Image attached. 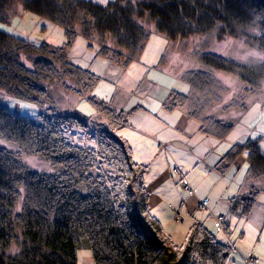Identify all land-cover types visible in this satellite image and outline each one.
Instances as JSON below:
<instances>
[{"label": "trees", "instance_id": "1", "mask_svg": "<svg viewBox=\"0 0 264 264\" xmlns=\"http://www.w3.org/2000/svg\"><path fill=\"white\" fill-rule=\"evenodd\" d=\"M18 7L63 29L77 27L87 43L101 44L100 57L125 69L149 36L136 18L148 22L150 32L169 40L204 33L211 41L240 35L264 51V0H116L105 6L89 0H0L3 95L35 104L32 96L44 94L35 82L65 79L77 88L74 94L89 97L94 110L63 123L85 132L75 144L63 140L57 124L13 115L0 105V264H76L80 239L86 241L93 264H226L231 247L201 223L190 225L179 244L170 242L148 210L144 168L132 161L128 148L114 134L118 117L91 95L97 77L65 56L58 59L57 67L52 61L56 51L47 43L34 45L14 36L16 25L6 29L19 16ZM248 26L257 29V37L245 35ZM42 54L48 58L36 60L34 70L21 62L23 55ZM195 59L207 71L234 74L252 86L255 75L229 58L197 53ZM182 82L187 91L177 95L179 105L198 124V132L224 140L245 109L226 123L207 114L218 100L213 88H222L206 71L184 74ZM16 144L43 158L54 171L26 169L15 152ZM245 150L247 178L264 179V155L249 143L232 145L219 161L217 173L225 172ZM252 202L240 200L245 209ZM12 247L15 252L6 254Z\"/></svg>", "mask_w": 264, "mask_h": 264}, {"label": "crops", "instance_id": "2", "mask_svg": "<svg viewBox=\"0 0 264 264\" xmlns=\"http://www.w3.org/2000/svg\"><path fill=\"white\" fill-rule=\"evenodd\" d=\"M150 33L139 55L123 70L101 57L104 61L101 71L103 77L96 76L97 85L95 83L96 86H93L91 95L112 113L120 112L126 126L136 128L140 134L160 142L164 148L159 153L166 152L172 156L171 167L167 170L168 176H172V166H179L185 178L195 188L194 195L180 201L176 209L182 208L192 217L190 225L201 223L206 226L208 223L207 229L210 233L218 241L231 247L226 264H246L243 260L249 255L256 257L255 264H264V179L247 178V150L243 151L225 172L217 173V165L227 151L211 161L215 148L211 145L214 144L210 145V142H207L210 138L198 132V124L190 119L185 108L179 105L177 95L186 92L181 70L170 65V62L169 68L164 69L166 61L162 59L166 56L168 40ZM86 45L83 46L85 49ZM80 53L87 54L90 61L97 58L84 50ZM67 58L73 59L72 63L82 67L75 62L76 56ZM98 81L100 84L118 86L112 95L105 98L101 97L100 93L95 94L97 89L101 92L100 86L97 87ZM128 90L131 91L127 97ZM258 106L256 104L249 108L248 111H251L253 116L247 122L246 131L231 140L230 147L249 143L264 155V145L261 144L264 139V105L260 108ZM174 117L177 120H174ZM134 133L127 129H117L114 133L128 148L131 159L132 149L135 147L132 136ZM200 160L209 164L204 176L197 172L202 168ZM174 186V178L170 181L166 177L158 176L153 187L145 186L148 210L161 223V228H164V220L160 221V218L166 209L172 208L170 201H173L177 194L178 188ZM204 196L207 197L206 208L200 213H195L197 200ZM240 200L253 202L245 209ZM216 213L225 215L222 229L214 226Z\"/></svg>", "mask_w": 264, "mask_h": 264}, {"label": "rangeland", "instance_id": "3", "mask_svg": "<svg viewBox=\"0 0 264 264\" xmlns=\"http://www.w3.org/2000/svg\"><path fill=\"white\" fill-rule=\"evenodd\" d=\"M89 1L100 6H105L106 4L113 3L116 0ZM18 12L19 16L13 17L9 23V26L6 28H13L16 25L17 30H13L14 36L24 39L28 43L34 45L47 43L53 52L56 51V57L52 61L55 65L57 64V67L59 66L58 59L61 58V56H65L66 60L70 63H72L74 60L67 57L76 56L75 62L77 64L79 63V65H81L83 68L90 69L89 71L93 75L98 76L99 78L103 77V73L101 71H103L104 61L98 55V50L101 46L99 42H96V44L89 42L86 43L84 38L78 34L79 30L75 26L70 29H63V27L53 25L32 13H22V10H20L19 7ZM134 21L139 22L142 25L144 32L148 33L149 35L151 34L150 31L152 29L148 22L144 20L139 21L137 18L134 19ZM244 32L245 35L249 37H257L259 34L257 29L250 26L246 27ZM208 37L209 36L206 33L190 35L186 38L176 40H169L164 37L166 40H168L166 56L162 59L166 61L164 69L169 68L170 65H173V67L176 66L181 70L182 78L184 74H188L190 72L199 73L206 71L209 77L214 80L215 84H218V86L222 88L221 91L218 89V87L213 88L212 92L218 96V100L216 99V101L212 104V107L207 110V114H210L226 123H231L232 118L241 115L243 112L242 109H245V111L242 113V115H244L253 105L258 104V108H260V106H263L264 104V51L260 50L255 43L250 41L245 36H225L220 40L214 39L213 41H211ZM103 43L108 44L107 41H104ZM85 44H87L86 49L83 47ZM82 50L86 51L88 54L94 55V57L96 55L97 58L94 59L95 61L88 60L87 54L84 55V53H80ZM197 53H211L233 60L235 64L241 67L242 70L251 72V74L255 75V78L251 79L252 86H247L244 82H240L234 74H226L222 73L221 71L205 70L196 62L195 55ZM47 58L48 56L44 54L35 56L23 55L21 56V62L27 69L34 70V63L36 60ZM169 62L171 63L170 65ZM99 82L100 81H98V83ZM34 84L44 89L43 96H32V98L36 100L35 104L26 100L4 96V93L0 91V105L6 107L9 113L13 115L31 118L38 122L44 121L53 125L57 124L60 127V132L61 128L63 127V123L68 122L69 117L75 114L88 116L94 111L90 105L89 97L85 96V94H74L77 93V88L74 87L73 84L68 80L63 79L46 82H35ZM99 86L101 88V92L99 89H97L95 94L100 93L101 97L106 98L115 92L118 85L99 83L97 87ZM184 87V90L187 91L186 86ZM130 91L131 90L127 91V97L130 95ZM219 92L220 94H218ZM113 114L116 118L120 112ZM252 116L253 113L248 111L241 121H239L238 124H235L236 126L233 127L229 135L224 140H217L212 137H208L210 138V141L207 142H210V145L213 143L214 145L211 146H215L211 155V161H213L215 157H218L229 150L231 140L235 139L241 134V132L246 131L245 127ZM173 119L177 120L175 117ZM117 128L118 130L127 129L129 131L135 132L132 135L135 142V147L132 149V159L134 162L144 168L142 178L143 183L147 188L151 186L153 187L157 176L166 177L170 181L173 179V176L169 177L167 173L168 167H171L170 163L172 161V156L166 154V152L159 153L161 152L160 150L164 148L160 142L145 134H140L136 128L134 129L132 127L126 126L124 122L123 125L117 126ZM132 129H134V131ZM92 142L93 141H91V143ZM261 144L264 145V139L261 140ZM14 149L16 153L20 154V158L24 162L26 169L29 171L38 173L42 172L44 174H50L54 171L47 161L34 152L25 150L17 144L14 146ZM199 164L202 166V168L198 169L197 172L204 176V172L205 170L207 171L209 164L203 160H200ZM164 174L165 176H163ZM175 187L176 186H174V188ZM176 190L177 194L175 195L173 201H170V204L173 210L178 211L180 221H173V211L170 209H166V211L164 210L165 212L160 218V221L162 219V221L164 220V223H166V225L163 223L164 228L162 227V229L164 233L168 235L170 242L173 244H179L187 230V227H189V225L192 223V217L185 213L182 208H180V210L176 209L178 203L180 201L186 200L187 198L179 188ZM202 211L203 209L194 208L195 213H200ZM205 225L207 228L208 223ZM14 252L15 248L12 247L6 251V254H13ZM76 253V264H93L91 254L88 250L85 240L80 239L77 241Z\"/></svg>", "mask_w": 264, "mask_h": 264}, {"label": "built area", "instance_id": "4", "mask_svg": "<svg viewBox=\"0 0 264 264\" xmlns=\"http://www.w3.org/2000/svg\"><path fill=\"white\" fill-rule=\"evenodd\" d=\"M117 117H118V120H116V124L118 126L123 125L121 122H119V121H121L119 119V116H117ZM91 130L92 129L87 131V133L89 134L91 132ZM84 133H83V131L78 130V129L68 128V127H62L61 128V136H62L63 140L67 143H71V142H74L75 144L80 143L84 137ZM171 173H172V176L174 178L175 185L181 190V192L184 194V196L189 197V196L194 195L195 188L185 178V176L182 173L181 168L179 166H173L171 168ZM206 203H207V197L204 196V197L197 200L196 208L197 209H205ZM170 210L173 211V216H172L173 221L174 222L180 221L178 211L173 210L172 208H170ZM224 221H225V216L223 214L218 213L215 215L214 225L217 228H221ZM243 261L246 264H249V263L255 264L257 259L254 255H249Z\"/></svg>", "mask_w": 264, "mask_h": 264}]
</instances>
